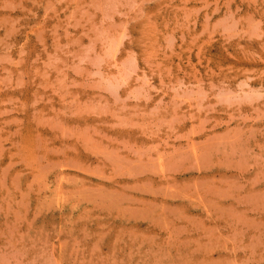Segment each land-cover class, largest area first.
Listing matches in <instances>:
<instances>
[{
    "label": "rangeland",
    "instance_id": "rangeland-1",
    "mask_svg": "<svg viewBox=\"0 0 264 264\" xmlns=\"http://www.w3.org/2000/svg\"><path fill=\"white\" fill-rule=\"evenodd\" d=\"M0 264H264V0H0Z\"/></svg>",
    "mask_w": 264,
    "mask_h": 264
}]
</instances>
